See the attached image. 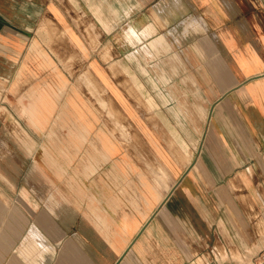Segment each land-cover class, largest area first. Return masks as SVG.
I'll list each match as a JSON object with an SVG mask.
<instances>
[{"label":"crops","instance_id":"0c3cea01","mask_svg":"<svg viewBox=\"0 0 264 264\" xmlns=\"http://www.w3.org/2000/svg\"><path fill=\"white\" fill-rule=\"evenodd\" d=\"M263 233L264 0H0V264H264Z\"/></svg>","mask_w":264,"mask_h":264},{"label":"bare ground","instance_id":"6f19581e","mask_svg":"<svg viewBox=\"0 0 264 264\" xmlns=\"http://www.w3.org/2000/svg\"><path fill=\"white\" fill-rule=\"evenodd\" d=\"M264 234V233H263ZM263 239V238H262Z\"/></svg>","mask_w":264,"mask_h":264},{"label":"rangeland","instance_id":"374dc122","mask_svg":"<svg viewBox=\"0 0 264 264\" xmlns=\"http://www.w3.org/2000/svg\"><path fill=\"white\" fill-rule=\"evenodd\" d=\"M264 253V252H263Z\"/></svg>","mask_w":264,"mask_h":264}]
</instances>
